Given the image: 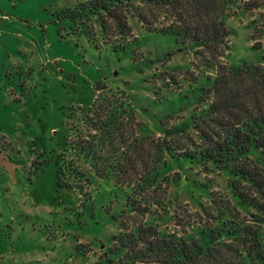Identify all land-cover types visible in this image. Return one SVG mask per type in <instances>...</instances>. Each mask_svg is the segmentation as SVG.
Listing matches in <instances>:
<instances>
[{"label":"rangeland","instance_id":"rangeland-1","mask_svg":"<svg viewBox=\"0 0 264 264\" xmlns=\"http://www.w3.org/2000/svg\"><path fill=\"white\" fill-rule=\"evenodd\" d=\"M75 3L0 0V264H104L118 232L110 215L129 211V196L146 202L145 220L165 235L195 234L202 220L232 218L233 208L245 214L232 199L226 172L183 159L176 163L173 154L179 153L169 152L163 142L166 131L188 125L208 106L197 98L215 68L199 65L191 43L148 33L132 18L125 50L109 49L100 37L95 49L86 37L71 36L68 22L55 23L56 14ZM261 3L254 10L244 2L231 5L225 19L227 64H264ZM122 96L132 102L134 119L125 120L124 147L118 136L117 151L103 149L115 168L100 177L71 152L70 142L79 134L90 140L84 108L100 97L115 107ZM165 116H171L169 123L162 122ZM135 142L140 148L133 165L114 179ZM70 160L90 178L89 185L66 172L71 185L57 187L56 162ZM214 199L225 204L230 199L231 215L227 211L228 217L218 219ZM200 204L212 208L215 218Z\"/></svg>","mask_w":264,"mask_h":264},{"label":"trees","instance_id":"trees-1","mask_svg":"<svg viewBox=\"0 0 264 264\" xmlns=\"http://www.w3.org/2000/svg\"><path fill=\"white\" fill-rule=\"evenodd\" d=\"M249 1L76 0L73 8L56 14L55 23L68 22L71 36L86 37L95 49L100 48L94 44L100 37L113 51L127 48L133 32L130 19H137L148 33L174 38L176 43H191L199 65L215 68V77L197 98L199 104L208 106L194 114L188 125L166 131L163 142L169 152L179 153L173 154L176 163L183 159L206 170L212 165L226 172L232 199L245 211L242 216L233 208L229 218L226 213L231 211V200L225 204L214 199L211 203L218 207V219L228 217L226 220H202L195 234L165 235L145 220L149 212L146 202L129 196L125 206L129 211L110 215L118 232L111 239L104 264H264V64L234 66L223 61L230 49V31L225 23L229 9L234 2H244L253 10L264 2ZM63 30L58 29L62 39ZM132 108L129 97L122 96L115 107L109 98L100 97L82 110L92 129L87 131L90 140H81L79 134L76 143L71 146L70 142V150L89 163L95 175L105 177L107 169L115 168L102 152L105 148L117 151L118 136L125 146V120L133 121ZM126 114L131 117L126 118ZM170 117L165 116L162 122L169 123ZM139 148L137 142L129 144L114 179L133 165L132 155ZM56 165L58 188L71 185L66 182V172L89 185L90 178L72 168L74 160ZM123 183L128 184L126 180ZM200 207L215 218L212 208L207 210L205 204Z\"/></svg>","mask_w":264,"mask_h":264}]
</instances>
